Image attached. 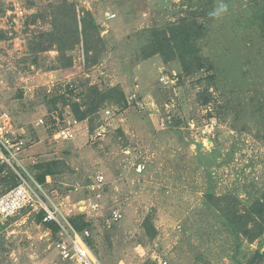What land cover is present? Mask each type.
<instances>
[{"label": "rangeland", "instance_id": "374dc122", "mask_svg": "<svg viewBox=\"0 0 264 264\" xmlns=\"http://www.w3.org/2000/svg\"><path fill=\"white\" fill-rule=\"evenodd\" d=\"M63 1L0 0V113L23 128L30 172L38 162L66 164L49 176L45 202L67 217L80 214L76 204L87 196L76 187L104 175V207L91 214L89 237L100 264H241L257 252L264 264V234L238 236L225 218L235 205L243 213L264 198V118L254 110L264 98V0H212L199 16L210 21L198 43L202 64L188 69L148 48L151 30L190 15L181 0H66L76 5L80 29L88 12L94 16L99 59L89 62L82 41L67 52L70 67H61L56 45L33 52V38L51 32L55 17L70 23L71 16L54 13ZM221 4L227 11L214 15ZM69 83L82 100L92 89L119 86L127 103H105L80 121L70 106L54 103ZM109 107L115 113L105 114ZM68 126L73 138H54ZM103 127L104 136L94 137ZM138 163L146 166L141 173ZM11 174L0 171V195L12 186ZM113 208L121 220L112 219ZM36 213L0 229V264H68Z\"/></svg>", "mask_w": 264, "mask_h": 264}, {"label": "trees", "instance_id": "16d2710c", "mask_svg": "<svg viewBox=\"0 0 264 264\" xmlns=\"http://www.w3.org/2000/svg\"><path fill=\"white\" fill-rule=\"evenodd\" d=\"M181 2L187 7L186 9L190 12V15L180 19V21L176 23H172L168 29L151 30L148 48L152 49L151 55L154 53H161L167 55L165 57L168 60L179 58L184 65V69H188L189 67L192 68L195 64L199 66L202 64L201 49L198 43L207 36V30L210 28V21L201 20L199 16L202 14L201 12H206V7L212 4V0H198L199 5H195L194 0H181ZM261 5L262 3L260 2L256 3V6L260 7ZM194 7H196L195 10H192ZM54 11L57 16L60 14L71 16L70 23L67 18L65 19L63 17L59 20L55 17V28H53L51 32L39 33L33 38L31 43L32 51H47L56 45L60 51L59 62L62 64L61 67L65 68L73 65V56L68 55L67 52L74 49L76 45H79L82 41L88 52L87 56L89 62L95 63L102 54L103 48L99 44L101 39L98 38L95 40L100 34V27L95 22L92 13L88 12V16L81 20L83 27L80 29L76 5L73 2L64 0L61 6L57 5L54 7ZM260 17L262 25L264 26V12L260 14ZM246 22H251V20ZM259 30H264V27H261ZM5 37L6 32L0 30V40ZM64 90L65 91L62 92V90L58 89L56 97H54L55 105L58 100H61L65 106H70L72 108L73 113L80 121L88 119L93 112L98 111L105 103H111L114 100L123 102L125 105L127 103L124 92L119 86L112 87L103 92L98 91V89H92L91 92L84 95V100L75 95L77 86H75L74 83L67 84ZM87 95L91 99V105L88 97L87 100L85 99ZM255 101H257L256 105L258 106L254 109L255 114L264 118V98H257ZM65 166V162L60 159L49 160L35 163L32 167V172L35 179L44 187L48 184V177H54L62 173ZM6 167H8L6 164L0 163V171ZM11 173L13 183L10 188L18 184L17 175L12 170ZM16 217L9 220L6 224H0V229L6 227L12 220L16 219ZM36 217L41 225L51 230L52 234L57 236L60 229L59 224L55 220H44L46 217L45 210L36 213ZM225 218L238 236L241 235L254 241L264 234V198L256 199L251 207L243 213H241L239 208L235 205L232 210H228ZM69 221L73 227L80 232L86 229L92 231L95 226L94 222L88 220L87 215L82 213L70 216ZM144 226L151 227V222L148 218L145 220ZM87 240L93 249L92 240L90 238ZM93 250L95 251V249ZM262 259L263 256L260 252H257L254 257L247 260L246 263L243 262L241 264H259Z\"/></svg>", "mask_w": 264, "mask_h": 264}, {"label": "built area", "instance_id": "2783aa9c", "mask_svg": "<svg viewBox=\"0 0 264 264\" xmlns=\"http://www.w3.org/2000/svg\"><path fill=\"white\" fill-rule=\"evenodd\" d=\"M14 12L20 17L25 14L24 8L20 5L15 6ZM65 88L66 85L61 89L62 92L65 91ZM131 98L134 99V96ZM113 112L115 113L111 107L104 111L105 114H113ZM22 129L18 128L10 113H0V163L6 164L17 175L18 179L16 186L0 195V224H6L9 220L26 210L37 213L45 210L46 217L44 220H55L59 224L57 249L64 261L68 264H100L87 240L91 235V231L89 229L83 232L76 230L69 221L72 215L67 217L61 211V208L55 204L51 207L41 196V193H44L43 186L35 179L24 163L23 155L28 145V140ZM105 132L106 128L103 127L94 134V137L104 136ZM74 134V129L68 126L56 131L54 138L67 140L68 138H73ZM136 166L139 173L146 168L143 163H138ZM106 185L107 180L102 173H99L87 184L82 187H76V190L81 189L80 191H83L87 196L79 201L76 206L80 207L82 214L87 215L88 220H93L91 214H97L102 211L104 207L101 202L103 200L102 191L105 190ZM110 215L114 221H119L123 217L116 208L110 211ZM46 232L48 234L52 233L49 229ZM160 264L163 263L160 262Z\"/></svg>", "mask_w": 264, "mask_h": 264}, {"label": "clouds", "instance_id": "9594fccd", "mask_svg": "<svg viewBox=\"0 0 264 264\" xmlns=\"http://www.w3.org/2000/svg\"><path fill=\"white\" fill-rule=\"evenodd\" d=\"M227 11V6L224 4H221L219 9L214 13V15H220L222 12Z\"/></svg>", "mask_w": 264, "mask_h": 264}, {"label": "crops", "instance_id": "0c3cea01", "mask_svg": "<svg viewBox=\"0 0 264 264\" xmlns=\"http://www.w3.org/2000/svg\"><path fill=\"white\" fill-rule=\"evenodd\" d=\"M26 152V151H25Z\"/></svg>", "mask_w": 264, "mask_h": 264}]
</instances>
